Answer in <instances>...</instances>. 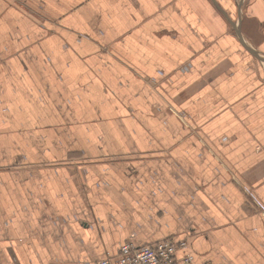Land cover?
I'll return each mask as SVG.
<instances>
[{"label": "crops", "instance_id": "obj_1", "mask_svg": "<svg viewBox=\"0 0 264 264\" xmlns=\"http://www.w3.org/2000/svg\"><path fill=\"white\" fill-rule=\"evenodd\" d=\"M255 51L264 0H0V264H264Z\"/></svg>", "mask_w": 264, "mask_h": 264}, {"label": "built area", "instance_id": "obj_2", "mask_svg": "<svg viewBox=\"0 0 264 264\" xmlns=\"http://www.w3.org/2000/svg\"><path fill=\"white\" fill-rule=\"evenodd\" d=\"M187 247L186 241H164L153 247L127 243L120 248L117 258L108 257L96 264H192L193 256L185 252Z\"/></svg>", "mask_w": 264, "mask_h": 264}, {"label": "rangeland", "instance_id": "obj_3", "mask_svg": "<svg viewBox=\"0 0 264 264\" xmlns=\"http://www.w3.org/2000/svg\"><path fill=\"white\" fill-rule=\"evenodd\" d=\"M25 8H27V13H31V14H34L36 17H39L37 18L39 22L34 20V22L37 24V26H39V28L46 29L48 25L55 26V27H62V24L59 18L57 17V15L54 16L53 14V15L45 16L42 13L35 12L37 10H32V9H29L28 7H25ZM36 8L38 7L36 6ZM38 10L45 11L43 7H39Z\"/></svg>", "mask_w": 264, "mask_h": 264}, {"label": "water", "instance_id": "obj_4", "mask_svg": "<svg viewBox=\"0 0 264 264\" xmlns=\"http://www.w3.org/2000/svg\"><path fill=\"white\" fill-rule=\"evenodd\" d=\"M234 27H235V29L237 30V31H239L238 29H237V25L235 24L234 25ZM238 35H239V37H240V39H241V41H243L244 42V40L242 39V37H241V34L238 32ZM245 43V42H244ZM246 44V43H245ZM251 51H253L254 52V50H251ZM255 53L258 55V56H260L261 57V59H263L264 60V56L263 55H261L260 53H258V52H256L255 51Z\"/></svg>", "mask_w": 264, "mask_h": 264}]
</instances>
